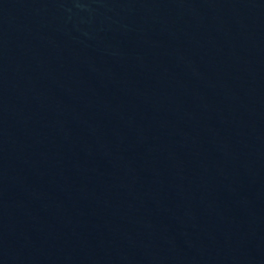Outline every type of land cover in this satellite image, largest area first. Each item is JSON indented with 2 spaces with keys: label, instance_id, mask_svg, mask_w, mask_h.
<instances>
[{
  "label": "water",
  "instance_id": "obj_1",
  "mask_svg": "<svg viewBox=\"0 0 264 264\" xmlns=\"http://www.w3.org/2000/svg\"><path fill=\"white\" fill-rule=\"evenodd\" d=\"M0 264H264V0H0Z\"/></svg>",
  "mask_w": 264,
  "mask_h": 264
}]
</instances>
